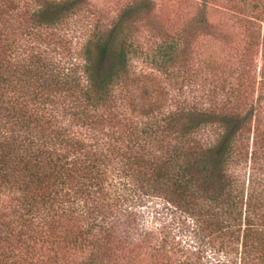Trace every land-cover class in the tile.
I'll list each match as a JSON object with an SVG mask.
<instances>
[{
	"label": "trees",
	"instance_id": "trees-1",
	"mask_svg": "<svg viewBox=\"0 0 264 264\" xmlns=\"http://www.w3.org/2000/svg\"><path fill=\"white\" fill-rule=\"evenodd\" d=\"M152 1L127 3L71 49L55 28L86 0H0V264H264V196L230 199L227 172L256 107L239 112L229 87L219 104L162 109L153 71L131 64L140 26L173 76L213 25L201 0L166 33ZM160 197L192 217L186 241L138 228L141 205L155 218L168 208Z\"/></svg>",
	"mask_w": 264,
	"mask_h": 264
},
{
	"label": "rangeland",
	"instance_id": "rangeland-1",
	"mask_svg": "<svg viewBox=\"0 0 264 264\" xmlns=\"http://www.w3.org/2000/svg\"><path fill=\"white\" fill-rule=\"evenodd\" d=\"M132 1L86 0L81 10L55 28V34L71 49L80 48L96 27L109 26L120 9ZM152 3L150 21L154 22L155 16L166 33H174L193 16L202 1L153 0ZM206 3L205 16L213 25V35L202 33L194 37L191 57L184 67L174 70L173 76L161 68L156 70L152 64L150 56L155 52V39L152 37L155 31L147 24L140 26L136 35L138 44L131 64L136 71H153V85L148 82L150 86L147 87L150 90L161 89L164 111L179 106L219 104L222 99L230 97L229 91L233 88L237 89L232 98L239 112H246L255 105L251 131L244 134L248 147L242 156L239 154V159L229 166L227 172L231 177L230 199L237 192L243 198L264 196V0H235L236 5L230 0H207ZM242 4L250 7V11L239 9L238 6ZM253 5L255 7L251 8ZM211 64L221 67L216 69L210 67ZM222 84L226 87L221 92L219 87ZM229 87L231 90L228 91ZM228 102L226 108L232 105ZM209 134L211 131L205 130L198 137L201 142H206ZM157 201L168 208L162 209L155 218L152 216L151 200L141 205L136 219L138 228L152 229L155 241L165 234L186 241L192 217L184 210L165 203L161 197ZM233 209L234 206H228L229 212H233Z\"/></svg>",
	"mask_w": 264,
	"mask_h": 264
}]
</instances>
